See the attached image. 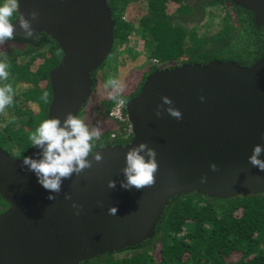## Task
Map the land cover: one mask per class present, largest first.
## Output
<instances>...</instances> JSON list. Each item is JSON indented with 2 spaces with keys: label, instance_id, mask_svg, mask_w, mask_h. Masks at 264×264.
Here are the masks:
<instances>
[{
  "label": "water",
  "instance_id": "1",
  "mask_svg": "<svg viewBox=\"0 0 264 264\" xmlns=\"http://www.w3.org/2000/svg\"><path fill=\"white\" fill-rule=\"evenodd\" d=\"M230 2L252 12L256 26L264 27V0ZM18 11L30 22L32 35L17 19L14 36L43 33L62 51L59 65L49 72L47 118L63 122L69 113L78 116L92 93L91 74L113 49L108 0H20ZM162 97L173 101L182 119L166 112ZM125 111L130 143L96 151L103 157L99 162L94 152L88 157L92 166L65 179L58 194L43 188L22 159L0 148V197L9 205L0 215V264H81L152 239L175 197L264 194V171L248 163L253 146L264 144V56L247 68L214 61L158 70ZM141 142L157 153L155 183L123 189L125 154ZM38 153L32 147L30 156L39 158ZM109 180L115 188L108 187ZM50 194L56 199L49 200ZM111 207L118 209L114 216Z\"/></svg>",
  "mask_w": 264,
  "mask_h": 264
},
{
  "label": "trees",
  "instance_id": "2",
  "mask_svg": "<svg viewBox=\"0 0 264 264\" xmlns=\"http://www.w3.org/2000/svg\"><path fill=\"white\" fill-rule=\"evenodd\" d=\"M108 6L115 22L113 48L127 45L132 36L142 43L148 65L131 73L132 86L129 82L123 92L110 91L100 102L101 135L93 152L130 143L128 122L108 114L118 100L126 106L136 98L156 71L214 61L247 68L264 56V27H257L254 14L230 0H108ZM14 37L0 44V61L8 65V78L0 80V88L13 89L12 103L0 110V148L22 159L31 155L29 137L47 119L52 100L49 72L63 55L43 33ZM104 65L91 74L90 98L104 80ZM90 98L78 114L81 119ZM8 208L0 197V215ZM81 264H264V194L226 200L197 193L175 197L152 239Z\"/></svg>",
  "mask_w": 264,
  "mask_h": 264
},
{
  "label": "clouds",
  "instance_id": "3",
  "mask_svg": "<svg viewBox=\"0 0 264 264\" xmlns=\"http://www.w3.org/2000/svg\"><path fill=\"white\" fill-rule=\"evenodd\" d=\"M20 0H0V44L4 41L14 39L13 21L19 20L20 27L32 35L30 22L24 15L19 13ZM33 19L37 16L36 12L30 13ZM7 63L0 61V80L8 78ZM106 87H111L117 91L122 89L119 81L109 78ZM44 93V98L47 97ZM205 98L200 97L203 101ZM13 101V89L11 85L0 88V110L11 104ZM163 105H168L166 112L177 120L182 119V112L173 107V101L169 97H162ZM157 116L161 111L157 110ZM101 133L99 128H89L85 122L76 115L69 113L63 122L58 117H49L43 120L29 137L31 146L39 149V158L24 156L22 166L35 174L37 181L50 193H59L65 179L71 178L74 174L79 175L83 170L92 166L88 157L92 155L95 142ZM264 144H256L252 148L251 155L248 156V163L259 171H264ZM157 153L154 148L147 143L141 142L137 146L131 147L125 154V166L122 169L124 181L121 187L130 190L135 187L140 190L155 183V173L158 170ZM103 157L99 152H95V160L101 161ZM213 171L216 170L215 164L210 165ZM202 177V182L206 181ZM116 182L108 181L109 188H115ZM49 200H55L56 196L50 194ZM74 208L78 205L73 204ZM117 207L108 209L110 215H116Z\"/></svg>",
  "mask_w": 264,
  "mask_h": 264
},
{
  "label": "rangeland",
  "instance_id": "4",
  "mask_svg": "<svg viewBox=\"0 0 264 264\" xmlns=\"http://www.w3.org/2000/svg\"><path fill=\"white\" fill-rule=\"evenodd\" d=\"M146 53L142 43L137 41L132 36L128 38V44L123 46L116 45L110 56L102 68L101 74L103 82L99 83L94 95L90 98V105L82 120L91 129L92 127L99 128L101 132V120L98 116V108L100 102L110 97V91L120 93L129 88L134 81L129 79L132 72L143 71L148 65L146 61ZM109 78L116 79L122 85V89L117 91L111 87H106V82ZM129 84V85H126Z\"/></svg>",
  "mask_w": 264,
  "mask_h": 264
},
{
  "label": "built area",
  "instance_id": "5",
  "mask_svg": "<svg viewBox=\"0 0 264 264\" xmlns=\"http://www.w3.org/2000/svg\"><path fill=\"white\" fill-rule=\"evenodd\" d=\"M125 106L122 100H118L114 106L111 108L108 116L109 118L119 121V122H124L127 121L126 120V116L123 115V110H124ZM128 133L131 134V129L130 126L128 127L127 130Z\"/></svg>",
  "mask_w": 264,
  "mask_h": 264
}]
</instances>
